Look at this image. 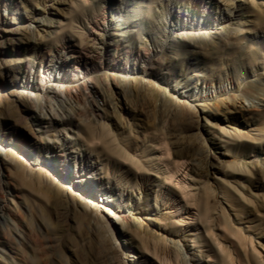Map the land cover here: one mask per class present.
<instances>
[{"label": "rangeland", "instance_id": "374dc122", "mask_svg": "<svg viewBox=\"0 0 264 264\" xmlns=\"http://www.w3.org/2000/svg\"><path fill=\"white\" fill-rule=\"evenodd\" d=\"M155 260L264 264V0H0V264Z\"/></svg>", "mask_w": 264, "mask_h": 264}, {"label": "bare ground", "instance_id": "6f19581e", "mask_svg": "<svg viewBox=\"0 0 264 264\" xmlns=\"http://www.w3.org/2000/svg\"><path fill=\"white\" fill-rule=\"evenodd\" d=\"M228 18H229V17H228ZM225 19H226V18H225ZM242 107H245L244 104H243ZM63 110H64V109H63ZM63 110H62V111H63ZM62 111H61V115H62V116H60L59 113H58V111H55V109H54L53 107L48 106V113H44L43 111H39V114H38L39 116H38L36 119H39V118H40V119H42V120H46V121H48V122H50L51 120H53V119H55V118H58V117H60L58 120H60V119H61V120H64L65 118L67 119L69 113H65V110H64V112H62ZM184 179H185V177H184ZM180 183H181V181H180ZM177 184H178V183H177ZM183 184H184V183H183ZM176 187H178V186H176ZM178 188H180V189L182 190V192H181V193H182V195H181L182 198H183V199H187V197H188L189 195L187 196V194L185 193L184 189H183L180 185H179ZM185 190H186V189H185ZM190 194H191V193H190ZM192 200H193V199H192ZM190 201H191V200H190ZM190 201H189V202H190ZM193 204H194V203H193ZM125 210L128 211V212H130V210H129L127 207L125 208ZM188 213H189V215L191 216V220H192L191 222L193 223L194 220H195L196 217H197V214L191 212L190 210H189ZM201 214H202V213H201ZM199 218H200V216H199ZM191 222H190V223H191ZM200 225H201V224H200ZM210 231H211V230H210ZM210 231H209V232H210ZM207 232H208V231H207ZM221 248H222V247H221ZM182 250H183V253H185V252L187 253V251L184 252V249H183V248H182ZM188 253H189V252H188ZM188 253H187V254H188ZM185 257H186V256H185ZM190 259H191V258H190ZM192 259H193V258H192ZM155 261H156V260H155ZM195 261H196V260H195ZM168 262H169V261H168ZM223 263H224V262H223ZM153 264H155V262H154ZM156 264H162V263H161V262H158V263H157V261H156ZM195 264H196V263H195ZM198 264H203V263H202L201 261H198ZM231 264H232V263H231Z\"/></svg>", "mask_w": 264, "mask_h": 264}]
</instances>
